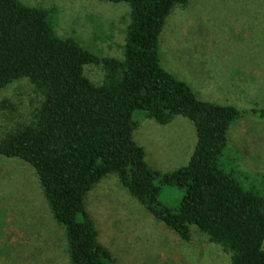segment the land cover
Wrapping results in <instances>:
<instances>
[{
    "label": "trees",
    "instance_id": "trees-1",
    "mask_svg": "<svg viewBox=\"0 0 264 264\" xmlns=\"http://www.w3.org/2000/svg\"><path fill=\"white\" fill-rule=\"evenodd\" d=\"M106 1L130 5L122 59L62 37L55 6L0 0V91L27 77L45 96L35 122L0 139V155L35 168L65 229L71 264H115L86 202L108 174L182 239L196 225L231 253V264H264V191L225 156L230 128L245 110L202 99L162 63L166 21L190 0ZM90 63L104 66L101 84L86 76ZM137 112L161 124L178 115L192 120L197 142L189 162L166 172L149 164L134 137ZM254 113L264 119V107ZM166 185L183 192L177 208L161 201Z\"/></svg>",
    "mask_w": 264,
    "mask_h": 264
},
{
    "label": "rangeland",
    "instance_id": "rangeland-1",
    "mask_svg": "<svg viewBox=\"0 0 264 264\" xmlns=\"http://www.w3.org/2000/svg\"><path fill=\"white\" fill-rule=\"evenodd\" d=\"M58 9V33L77 38L102 57L124 58L131 21L127 2L106 0H22ZM163 66L189 82L202 99L245 110L228 134L225 156L264 191V0H190L168 17L161 36ZM101 84L102 64L85 65ZM43 92L24 77L0 91V139L37 120ZM136 141L155 169L166 172L187 164L197 142L195 124L178 115L161 124L137 112ZM244 178V177H243ZM252 182V181H251ZM183 192L164 186L163 204L177 208ZM87 208L100 241L115 264H231V253L191 225L184 240L154 218L121 184L105 176L89 193ZM0 264H71L66 232L47 202L33 166L0 155Z\"/></svg>",
    "mask_w": 264,
    "mask_h": 264
}]
</instances>
